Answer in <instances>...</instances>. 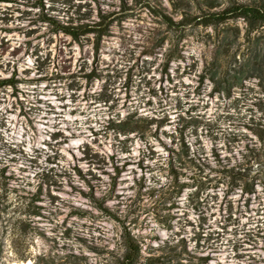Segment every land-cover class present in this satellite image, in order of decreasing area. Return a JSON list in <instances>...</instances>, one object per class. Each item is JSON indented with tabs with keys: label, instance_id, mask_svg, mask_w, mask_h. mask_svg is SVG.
Returning <instances> with one entry per match:
<instances>
[{
	"label": "rangeland",
	"instance_id": "1",
	"mask_svg": "<svg viewBox=\"0 0 264 264\" xmlns=\"http://www.w3.org/2000/svg\"><path fill=\"white\" fill-rule=\"evenodd\" d=\"M194 15L0 0V264H264V25Z\"/></svg>",
	"mask_w": 264,
	"mask_h": 264
},
{
	"label": "trees",
	"instance_id": "2",
	"mask_svg": "<svg viewBox=\"0 0 264 264\" xmlns=\"http://www.w3.org/2000/svg\"><path fill=\"white\" fill-rule=\"evenodd\" d=\"M196 6L198 15H194L197 23L204 25H218L228 19L242 18L247 24V34L255 31L258 27L264 25V0H225L222 4H218L212 0H193ZM220 6L217 9L216 7ZM213 9V10H210ZM158 14L170 26H177L183 21L174 22L172 19L160 13ZM59 29L77 37L83 32L103 31V27L98 25H91L82 23L77 25H59ZM264 68V64L261 65ZM254 132L264 142V127L257 125ZM125 250L118 261V264H138L140 256V247L133 237L127 236L124 239Z\"/></svg>",
	"mask_w": 264,
	"mask_h": 264
}]
</instances>
